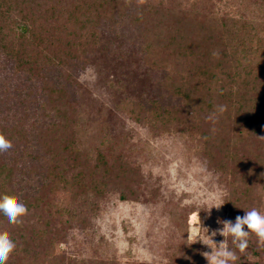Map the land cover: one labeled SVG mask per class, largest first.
<instances>
[{
    "label": "trees",
    "instance_id": "16d2710c",
    "mask_svg": "<svg viewBox=\"0 0 264 264\" xmlns=\"http://www.w3.org/2000/svg\"><path fill=\"white\" fill-rule=\"evenodd\" d=\"M131 5V23L140 26L143 60L165 73L161 85L200 114L226 106L222 114L215 112L217 126L212 125L221 171H230L226 167L232 150L237 155L233 188L243 182L244 202L252 205L256 199L257 208L264 210V0H0V55L14 60L16 72L43 81L46 101L41 109L54 118L33 128L34 142L45 157L44 180L36 195L17 192V168L0 154V195H16L28 208L20 225L10 224L0 213V230L8 231L16 244L7 264H63L60 247L71 224L86 222L74 203L81 196L104 194L110 174L105 162L100 155L89 165L69 92L50 84L42 71L59 67L71 80L69 64L87 61L85 56L99 43L101 19H112L115 13L125 17ZM133 105L131 113L140 123L166 122L179 113L174 108L162 111L157 101L149 108ZM0 132L16 145L31 142L24 124H1ZM230 132H235L234 139ZM237 195V189L230 192ZM248 251L264 255L256 237H250ZM237 255L236 264H264L249 262L238 250ZM75 262L69 258L67 264Z\"/></svg>",
    "mask_w": 264,
    "mask_h": 264
},
{
    "label": "rangeland",
    "instance_id": "374dc122",
    "mask_svg": "<svg viewBox=\"0 0 264 264\" xmlns=\"http://www.w3.org/2000/svg\"><path fill=\"white\" fill-rule=\"evenodd\" d=\"M133 13L131 5L125 17L115 13L112 19H101L99 43L85 56L87 61L69 64L71 80L62 76L59 67L42 71L50 84L68 90L89 165L101 155L110 173L102 196H81L74 203L86 222L71 224L60 247L63 264L69 258H75V264H207L201 253L210 249L187 238L200 221L210 234L222 227L219 220L234 222L235 211L242 210L244 216L252 208L262 214L264 210L256 199L252 205L244 202L243 182L233 188L237 155L232 150L226 167L230 171H221L212 129L217 126V113L211 124L206 119L210 113L200 114L182 96H172L161 85L165 73L145 64L140 26L131 23ZM42 86V80L16 72L14 60L0 55V125L24 124L31 139L26 146L12 142L3 156L17 168V192L30 196L44 180L41 158H45L34 142L33 128L54 119L41 109L46 101ZM153 101L162 111L174 108L179 113L166 122H137L131 113L133 104L149 108ZM234 133H229L230 139ZM233 189L238 195L231 197ZM218 198L226 203L207 212ZM262 201L264 205V194ZM214 239L219 242L224 237ZM228 243L232 247L230 238ZM246 254L249 262H264V255Z\"/></svg>",
    "mask_w": 264,
    "mask_h": 264
},
{
    "label": "clouds",
    "instance_id": "9594fccd",
    "mask_svg": "<svg viewBox=\"0 0 264 264\" xmlns=\"http://www.w3.org/2000/svg\"><path fill=\"white\" fill-rule=\"evenodd\" d=\"M213 56H218L214 52ZM226 111L225 105L216 106L215 112L223 113ZM215 112L210 114L206 119L214 120ZM264 139V137H261ZM11 140L0 132V154L6 153L12 148ZM218 203L208 208L206 211L211 212L212 208L219 210L226 202L219 200ZM0 213H2L12 225H20L22 217L28 214L27 206L21 202L20 198L12 194L0 195ZM222 227L213 230L209 234V229L201 225L193 229L187 238L193 243H202L210 251L202 252L201 255L206 259L207 264H236L239 260L237 250L240 254H246L249 247L251 236L256 237L257 248L264 250V214L256 208L245 211L244 216H236L235 221L219 220ZM201 229L205 232L202 235ZM220 235L224 237L222 241H215V237ZM228 238L231 240L232 247H229ZM16 249L15 242L10 238L6 230H0V264H7L10 255Z\"/></svg>",
    "mask_w": 264,
    "mask_h": 264
}]
</instances>
